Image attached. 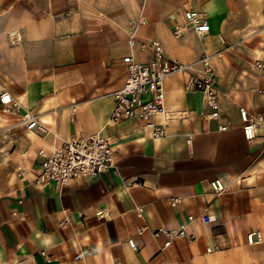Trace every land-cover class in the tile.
I'll return each instance as SVG.
<instances>
[{"label": "crops", "instance_id": "obj_1", "mask_svg": "<svg viewBox=\"0 0 264 264\" xmlns=\"http://www.w3.org/2000/svg\"><path fill=\"white\" fill-rule=\"evenodd\" d=\"M186 9L205 18L202 38L187 27L172 34ZM139 13L126 31L73 13L63 0H0V90L20 106L0 111V264H245L250 230L264 247V128L244 140L237 114L238 107L264 113L259 48L243 44L256 30L252 18L264 16V0H148ZM9 30L18 42H9ZM150 40L195 75L194 62L209 57L217 121L201 117L202 96L183 90L185 73L162 80L164 104L180 114L163 137L151 139L136 120H109L110 93L125 78L121 58L146 62L151 56L139 45ZM24 110L49 132L18 126ZM218 123L226 129L217 131ZM77 133L106 137L113 167L64 185L39 182L37 151ZM214 178L224 186L219 195L209 189ZM171 197L179 198L174 206ZM179 228L183 235L163 246L162 230Z\"/></svg>", "mask_w": 264, "mask_h": 264}, {"label": "built area", "instance_id": "obj_2", "mask_svg": "<svg viewBox=\"0 0 264 264\" xmlns=\"http://www.w3.org/2000/svg\"><path fill=\"white\" fill-rule=\"evenodd\" d=\"M182 18L184 25L173 27L174 36H177L185 27L189 28L197 38H202L208 32L205 18L198 12L191 9L183 10ZM6 36L11 44L20 40L16 30L7 31ZM132 44V38L129 37L128 47ZM139 49L148 52L151 57L146 62L136 61L131 54L121 58L125 68V78L121 86L110 93L113 100L109 114L110 121L136 120L142 124L151 139L163 137L171 121L180 115L177 110L166 106L163 102L162 80L173 73H185L184 91H198L201 94L205 107L201 117L204 120L217 121L221 117L218 103L219 91L214 86L208 56L202 55L194 62L199 73L195 75L190 71L188 64L167 60L161 45L156 40H150L146 44L141 43ZM254 66L257 69L264 68V59L255 60ZM260 93L264 95V90ZM19 108L18 102L6 90H0V111L3 114H16ZM68 109L71 119H74V105L70 104ZM237 114L244 140L253 138L257 129L264 128L263 112L238 107ZM17 125L25 130H36L41 134L49 132L43 121L26 110L18 115ZM225 129V124L218 123L216 126L217 131ZM37 154L41 156L37 180L43 183L64 185L70 179L95 178L113 167V148L109 140L98 133L71 135L47 153L39 149ZM208 185L214 195H219L224 190L218 178L210 180ZM178 202L177 197L169 198L170 206ZM137 212H140V208H137ZM103 214L98 213L99 216ZM191 219V216H187V220ZM199 220L207 223L210 217L203 214ZM135 231L139 233L140 228H135ZM162 233L167 237L163 246L169 243L171 237L183 235L182 228L176 231L162 230ZM155 235L156 233H153V236ZM244 240L247 245H257L261 243L262 236L258 230H250L245 233ZM127 244L130 248H134L131 239H127ZM210 250V248L205 249L206 252Z\"/></svg>", "mask_w": 264, "mask_h": 264}, {"label": "rangeland", "instance_id": "obj_3", "mask_svg": "<svg viewBox=\"0 0 264 264\" xmlns=\"http://www.w3.org/2000/svg\"><path fill=\"white\" fill-rule=\"evenodd\" d=\"M148 0H63L67 8L82 16H88L117 29L129 31L138 20L139 10L146 8ZM254 19L255 32L244 33L243 44L253 51L259 48L258 59H264V16ZM242 41V40H241ZM245 264H264V247L251 246Z\"/></svg>", "mask_w": 264, "mask_h": 264}, {"label": "bare ground", "instance_id": "obj_4", "mask_svg": "<svg viewBox=\"0 0 264 264\" xmlns=\"http://www.w3.org/2000/svg\"><path fill=\"white\" fill-rule=\"evenodd\" d=\"M141 26V25H140Z\"/></svg>", "mask_w": 264, "mask_h": 264}]
</instances>
